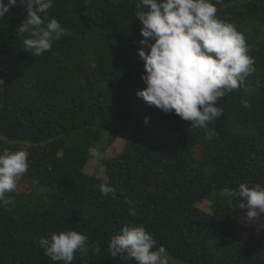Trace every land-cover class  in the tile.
Instances as JSON below:
<instances>
[{
	"label": "trees",
	"instance_id": "obj_1",
	"mask_svg": "<svg viewBox=\"0 0 264 264\" xmlns=\"http://www.w3.org/2000/svg\"><path fill=\"white\" fill-rule=\"evenodd\" d=\"M135 2L54 0L48 17L70 35L39 57L26 52L28 34L17 32L26 8L18 2L0 18V151L33 148L19 178L29 189L0 203V264H63L38 240L69 229L88 237V251L72 264H136L108 250L124 224L143 225L166 248L168 264H264V214L257 231L244 233L240 223L253 222L246 209L220 195L240 183L264 186V0L216 3L255 63L218 102L223 115L209 123L212 139L136 95L146 85ZM93 146L106 158H92ZM90 159L103 176L85 171ZM105 181L114 194L101 193Z\"/></svg>",
	"mask_w": 264,
	"mask_h": 264
},
{
	"label": "clouds",
	"instance_id": "obj_2",
	"mask_svg": "<svg viewBox=\"0 0 264 264\" xmlns=\"http://www.w3.org/2000/svg\"><path fill=\"white\" fill-rule=\"evenodd\" d=\"M22 4L27 17L18 28L26 52L39 57L52 49L53 42L70 31L52 17L48 10L54 0H0V18L9 15V7ZM220 0H136L135 16L141 24L142 39L137 52L143 61L142 80L146 87L136 95L164 113L174 112L193 128L206 129L212 139L215 129L209 123L223 115L219 101L226 93L238 89L253 71L254 57L245 35L217 16ZM47 18V19H45ZM147 46V51L145 47ZM3 83V81H0ZM249 107L247 101H242ZM144 123H148L145 117ZM89 154L96 160L106 155L95 146ZM28 171V152L24 149L0 151V203L9 204L6 194L17 189L19 178ZM107 196L116 189L107 181L100 185ZM221 196L238 198V207L246 209L251 223L264 214V186L240 183L237 189L224 188ZM132 203V202H129ZM135 215L134 210H130ZM246 223L241 222L240 226ZM259 228L254 230L257 231ZM241 230V229H240ZM244 232L243 230H241ZM253 232H244L252 234ZM38 243L52 261L72 264L75 254L88 251V237L76 230L53 232ZM99 251V247L96 248ZM110 255L135 260L136 264H168L167 250L151 233L137 224H124L108 242Z\"/></svg>",
	"mask_w": 264,
	"mask_h": 264
},
{
	"label": "rangeland",
	"instance_id": "obj_3",
	"mask_svg": "<svg viewBox=\"0 0 264 264\" xmlns=\"http://www.w3.org/2000/svg\"><path fill=\"white\" fill-rule=\"evenodd\" d=\"M118 129L120 130L121 127H118ZM122 144L121 142V138H117V140L115 141V143L112 146L108 147V153L110 155H114L115 152L118 151L117 146L119 147ZM33 148L32 147H25V150L27 152L31 151ZM85 171L89 172V173H94L97 172L99 174V176H103L104 175V167L102 165H99V167L97 166L96 162L94 160H91L86 164L85 166ZM29 189L28 184L25 181H19L18 180V184H17V190H21V191H27ZM207 203V201H203L201 206H205ZM263 225V222L259 221V220H255L252 222L251 225L248 224H244L243 226H239V228L241 230H243L244 232H253L254 230H256L257 228L261 227Z\"/></svg>",
	"mask_w": 264,
	"mask_h": 264
}]
</instances>
